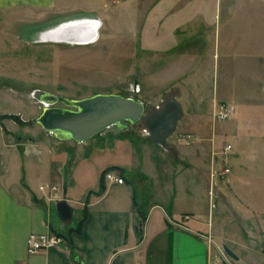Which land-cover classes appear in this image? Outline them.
<instances>
[{"label": "crops", "instance_id": "crops-1", "mask_svg": "<svg viewBox=\"0 0 264 264\" xmlns=\"http://www.w3.org/2000/svg\"><path fill=\"white\" fill-rule=\"evenodd\" d=\"M105 1L0 0V10L36 15L17 28L23 42L90 46L100 43L101 17L112 6ZM123 7L125 14L132 7L128 16L141 25V51L150 49L151 86L160 83L155 92L174 94L183 109L177 127L184 115L196 119L193 131H185L190 138L170 144L171 152L141 131L142 148L112 143L108 134L80 143L54 138L36 143L32 159L19 164L16 152L3 149L0 127V264H264V0H124ZM96 22L92 42L55 41ZM203 56L207 92L203 73H193ZM169 68L162 86L161 70ZM222 103L233 109L223 131L231 139L222 151L229 173L221 170L218 186L216 152L202 135ZM167 154L175 163L190 160L177 169ZM109 167L122 184L102 177ZM62 199L72 208L70 220L56 214ZM47 232L64 235L63 248L28 253L29 234Z\"/></svg>", "mask_w": 264, "mask_h": 264}, {"label": "rangeland", "instance_id": "rangeland-1", "mask_svg": "<svg viewBox=\"0 0 264 264\" xmlns=\"http://www.w3.org/2000/svg\"><path fill=\"white\" fill-rule=\"evenodd\" d=\"M110 1L112 4L108 8L110 13L105 18H103L104 16L101 17L103 25L100 43L90 46L23 42L17 37V28L24 23H28L36 15L25 16L24 12L20 10H0V127L4 140L3 149H11L14 153L16 152V160L19 164L27 158L32 159V150L35 149L33 146L37 145L36 143L55 141L40 125L32 121L40 114L41 105L34 99H25L20 95L21 93L41 89L72 99H83L95 94L117 93L126 97L133 95V98L144 102L145 111L157 107L164 99L161 98L162 94H158L154 90L160 87V83L154 84V89L150 84L152 55L149 52L150 49L148 52H143L140 49L137 35L141 33L138 30L141 25L133 22L134 20L132 19V21L131 17L128 16L133 11L132 7L125 14V7L122 9L124 0ZM147 1L150 2V0ZM106 2L108 3V0ZM148 11H150V4ZM146 27L151 31V24L148 23ZM147 41L148 39H141L140 43L142 46H147L145 44L150 43H146ZM147 47L149 48V46ZM163 57L166 58V56ZM215 57H217V53ZM205 59L206 56H203L200 65L197 61V64L193 66L195 68L193 73L196 75H194L195 78L200 77L203 73L204 86L202 84V90L207 92L212 87H206ZM222 62V57H220L218 61L219 73ZM209 64L212 65V58ZM161 71V85L164 86V77L168 80V75L172 74L174 70L169 68L165 72ZM208 78L209 85L212 86V81L216 78L215 71L211 69ZM138 84H140V87ZM138 87L141 91L136 94ZM186 99L192 101L191 92L186 95ZM185 105L190 107L188 108L189 113L195 112L194 105L192 107L186 103ZM227 119L218 121L215 118V125H205L206 136L202 135L204 141H208V146H212V149L216 152L214 156L216 173L214 181L218 186L222 185L224 181V177L220 172L225 167L226 154L222 151L224 145L231 141L230 137L224 136L223 133L225 124L231 121H227ZM195 121L196 119H190L187 115H184L175 132L167 139L169 146L171 147L174 142L184 144L188 140H185V131H193ZM138 132L141 137H148L143 126L137 123L135 127H131L120 134H108L110 136L109 141L113 143L117 140L118 144L129 142L134 148H142V144L147 139H141ZM100 136L96 135L89 140ZM24 150H26V155L23 153ZM157 152H159V149ZM167 156L166 160L176 165L177 169V165L187 166L186 161L190 160L185 158V162H182L176 159L177 163H175L171 155L167 154ZM112 158L122 159L116 153L112 155ZM223 174L225 173L223 172ZM40 184L41 182L36 183V187ZM53 187L55 186L49 188L55 190L56 187L54 189ZM40 188H43V186ZM74 209L77 210L80 207L74 205ZM77 213L73 218V222L78 218ZM231 262L238 264L234 261Z\"/></svg>", "mask_w": 264, "mask_h": 264}, {"label": "water", "instance_id": "water-1", "mask_svg": "<svg viewBox=\"0 0 264 264\" xmlns=\"http://www.w3.org/2000/svg\"><path fill=\"white\" fill-rule=\"evenodd\" d=\"M99 23L79 29L69 38L55 39L68 43H88L97 37ZM90 28L89 30H87ZM34 99L41 105L40 114L32 121L41 126L53 138L60 141L85 142L98 135L120 134L140 123L148 138L162 149L171 152L167 139L177 127L183 109L174 94H168L157 107L145 111L143 102L119 94H95L83 99H72L34 89L20 94ZM60 220H70L72 208L62 199L56 205ZM63 248V246H61ZM228 256H236L226 247Z\"/></svg>", "mask_w": 264, "mask_h": 264}, {"label": "built area", "instance_id": "built-area-1", "mask_svg": "<svg viewBox=\"0 0 264 264\" xmlns=\"http://www.w3.org/2000/svg\"><path fill=\"white\" fill-rule=\"evenodd\" d=\"M232 107L229 106L228 104L222 103L219 104L218 111L215 114V118L218 121H223L226 120L231 116L232 113ZM146 132V131H145ZM147 133V132H146ZM190 135L185 136V140L189 139ZM230 145H226L224 147V150H229ZM223 172L225 174L229 173V168L224 167ZM104 178L112 183H117V184H122L123 183V177L120 176L117 172H114L113 170H109L104 174ZM55 187H53L54 189ZM213 192L211 191V197L213 196ZM27 252L28 253H35L38 252L39 250L48 247V246H57L61 247L63 245V238L62 236L56 234V233H31L29 234L27 238Z\"/></svg>", "mask_w": 264, "mask_h": 264}, {"label": "trees", "instance_id": "trees-1", "mask_svg": "<svg viewBox=\"0 0 264 264\" xmlns=\"http://www.w3.org/2000/svg\"><path fill=\"white\" fill-rule=\"evenodd\" d=\"M113 167H109V168H106L103 172H102V177H104V174L107 172V171H109V170H111ZM83 211H84V215H83V218L85 217V210L83 209ZM80 223L82 222V219L79 221ZM79 223V224H80ZM78 224V225H79ZM78 229V226H77V228H75V230H77ZM55 233V232H54ZM57 234V233H56ZM58 235H60V236H62V238H65V236L64 235H61V234H58Z\"/></svg>", "mask_w": 264, "mask_h": 264}]
</instances>
